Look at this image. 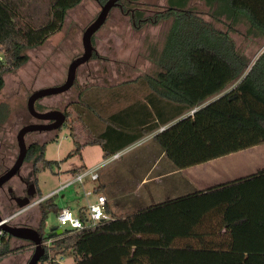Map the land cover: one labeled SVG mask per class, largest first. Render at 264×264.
<instances>
[{
    "label": "trees",
    "instance_id": "1",
    "mask_svg": "<svg viewBox=\"0 0 264 264\" xmlns=\"http://www.w3.org/2000/svg\"><path fill=\"white\" fill-rule=\"evenodd\" d=\"M82 1L0 0V90L4 75L30 60L27 50L61 31L69 11ZM198 1L203 8L193 0H166L150 15L123 2L134 30L171 20L162 49L151 50L155 69L140 79L136 91L148 94L136 101L126 95L122 103L114 93L110 98L118 103L103 97L107 92L101 87L80 91L69 103L73 111H63L66 122L75 120L72 114L85 122L89 135L75 141L69 156L80 155L86 145H100L107 158L171 122L154 139L178 169L264 144V50L251 65L232 35L264 42V0ZM98 57L95 52L91 59ZM46 146L38 140L28 144L26 160L36 181L43 167L59 165L46 159ZM207 190L119 215L107 204L113 219L94 227L86 224L87 207H82L78 215L85 227L66 228L61 235L54 233L59 226L47 228L49 214L58 215L62 208L55 195L48 196L38 204L37 229L46 248L38 264H64L55 258L67 251L74 254L72 264H264V168ZM221 202L238 207L223 212L227 240L214 241L205 237L212 230L200 228L201 208ZM14 240L6 232L0 235V260L20 251Z\"/></svg>",
    "mask_w": 264,
    "mask_h": 264
},
{
    "label": "rangeland",
    "instance_id": "2",
    "mask_svg": "<svg viewBox=\"0 0 264 264\" xmlns=\"http://www.w3.org/2000/svg\"><path fill=\"white\" fill-rule=\"evenodd\" d=\"M165 4L166 0H138L131 5L132 7L146 10L147 14L150 15L155 11L162 10ZM192 4L197 5L200 9L203 8L202 3L198 0H193ZM100 9L101 6L96 0H83L81 4L69 11L65 26L61 31L53 35L43 46L27 50L30 60L19 69L7 72L4 75L5 85L0 92V104L8 106L9 115L1 114L7 120L0 125V146L7 153L3 152L6 158L0 162V172L3 168H9L18 155L19 149L16 135L20 127L28 123L37 122L28 112V97L34 90L64 83L69 64L83 53V32L97 17ZM131 21L130 11L123 13L120 9L113 8L106 22L94 34V45L99 57L90 59L79 66L75 79L76 84L74 83L69 90L43 97L36 103V109L41 111L64 110V108L70 107V102L77 100L80 91L81 93L84 90L85 92L88 91L87 87L91 85L98 87L105 84L108 86L116 84L110 88H100L101 93L107 92L103 94V97L112 102L116 101L119 103L121 99V102L124 103L129 95H131L129 96L131 98L136 94L139 95V92L136 91L141 86L140 82L130 81L144 77L155 69L151 50L159 51L162 49L165 34L171 20L163 21L158 25L147 24L141 30H134L131 27ZM241 30H244L243 26H241ZM232 35L238 47L251 58L252 65L263 52L264 42L259 39L248 41L244 35L238 32ZM125 82L127 83L124 84ZM114 93L120 94L119 100L110 98L111 95L113 97L118 95H113ZM94 101L96 109L99 108L103 112L104 110L98 106L99 103L96 100ZM68 109L73 111L72 107ZM70 119V121L65 122L56 130L28 133L26 141L28 144L33 140L46 141V159L59 161V165H54L52 168L43 167L38 174L36 186L38 197H40V193L43 194V197L55 195V200L60 207L68 205L78 215L79 208L87 205L88 200H96L95 188L102 183L103 173L111 175L112 169L115 170L116 167H119L124 174L129 176V171H125V169L132 165L133 160L144 158L149 151H153V147L147 143L122 154L120 153L121 158L112 165L110 170L106 168L107 166L102 165L103 167L98 170L100 177L97 180H92L90 175H87L82 181H73L77 173H73L72 170L81 165L83 161L87 164V169H91L102 163L105 157L102 154L104 152L103 149L98 145L85 147L82 151L83 160L79 154L69 156L76 146L75 141L84 142L89 135L83 125L85 122L79 123L76 119V114H72ZM230 154H234V157H231L234 165L239 167L248 166L245 170L246 172H252L257 169V166L264 165V163L259 165L251 163L253 160L264 157V144ZM142 165L145 166V164ZM31 170L32 163L25 161L20 173L28 175ZM140 172L141 168L134 173L139 174ZM71 181L73 182L68 184ZM8 186L20 188L21 181L19 177H14L3 190H0V214L3 219L19 208L18 205H14L12 202L10 204L7 203L10 200L8 198ZM152 187L151 183L142 187L145 193L141 200L145 203L149 201L148 188ZM119 189L117 191L115 189L114 192V197L118 199L120 204V207H116L115 211L121 213L131 211L135 208V203L137 204V200H134L136 197L132 195L133 192H126V189L120 191ZM88 190L93 193L87 195ZM5 204H7L6 207ZM38 204L31 206L8 223L17 226H31L37 229L40 219ZM110 204L113 205V200ZM57 226H59L57 214L51 212L47 220V228L50 229ZM46 243L49 245L50 240ZM13 244L22 246L20 251L6 256L0 260V264H27L35 246L33 247L28 240L22 239L14 240ZM52 253L54 252L52 251ZM55 259L64 264H72L74 262V254L72 251H67L62 255H57Z\"/></svg>",
    "mask_w": 264,
    "mask_h": 264
},
{
    "label": "crops",
    "instance_id": "3",
    "mask_svg": "<svg viewBox=\"0 0 264 264\" xmlns=\"http://www.w3.org/2000/svg\"><path fill=\"white\" fill-rule=\"evenodd\" d=\"M140 79H142V77H139L138 79L130 82H140ZM126 83L127 82H125L124 84ZM115 85L116 84L114 85L110 84L108 86L105 84L98 87L110 88ZM88 87L94 88L97 86L91 85ZM147 94L148 93L146 92V90L143 89L142 92L139 93V95L136 94L133 97V100L135 101L136 99L143 100ZM172 123L174 122L161 126L159 129H156L155 131L149 133L148 135L144 136L143 138L139 139L138 141L132 143L125 149L118 152L122 154L131 149H135V147L137 146H141L147 143L151 144V146L153 147V151H149L146 155L144 154L145 155L144 158H141L139 160L137 158L133 160L132 165L127 169H125V171L126 170L129 171L130 174L129 176L124 174L119 167H116L115 170L112 169L113 172L111 173V175L103 173V181L99 187L95 188V192L97 189L98 193L106 195L107 204L114 214L119 215L125 213V212L121 213L115 211L116 207L117 208L120 207L118 199L114 197L115 189L116 191L117 189L120 188L119 189L120 191L126 189L127 190L126 192H130V193L133 192L132 195L136 197V199L134 200H137V204L135 203V208L132 210H138V209L146 208L150 205L169 202L176 198L194 194L199 191H202V193H200L201 195L208 194L209 193V191L207 190L208 188L221 185L225 182L234 179H238L242 176H245L247 174L253 173L259 169L264 168V165H261V166H257V169L256 170L254 169L252 172H246L245 170L248 167L247 165L241 167L234 165L232 161L234 154H227L209 160L207 162L199 163L184 169H178L165 156L162 148L154 139V136L158 132L165 129ZM87 146L89 145L84 146L83 149ZM82 151L80 154V158L83 160ZM102 154H104V152ZM119 158H121V156H119L116 159H112L110 157L105 158V160H103V162L99 163L97 166H99L100 168L103 166H107L106 168L110 170L112 165H114V163L118 161ZM251 163H256L255 165L264 163V157L258 160L257 159L253 160ZM142 164H145V166H143ZM76 168H80L79 169L80 171L83 169H87L88 166L85 163V161H83L82 164L77 166ZM140 168H141V172L139 174H135L134 172L139 170ZM150 183L152 184L153 187L148 188L149 201L145 203L144 201L141 200V198H143V195L145 193L143 192L142 187L149 185ZM112 200H113V205L110 204ZM93 201L88 200L87 205ZM87 205H85L84 207H87ZM206 206H208L209 208L207 209V211H206ZM236 207H238V205H232L223 202L218 204H213V203L204 204L202 206L201 209H205V210H203L204 213L200 214L201 218H203V224L202 226L200 225V228L202 229L208 228L210 231L211 230L213 231L212 234H208V236H205L207 239H212L214 241L227 240L229 232L227 231L225 225H222L221 223L223 212H225L227 209H235ZM81 208L82 207H80L79 210ZM109 214L112 216L111 213Z\"/></svg>",
    "mask_w": 264,
    "mask_h": 264
},
{
    "label": "water",
    "instance_id": "4",
    "mask_svg": "<svg viewBox=\"0 0 264 264\" xmlns=\"http://www.w3.org/2000/svg\"><path fill=\"white\" fill-rule=\"evenodd\" d=\"M118 1L119 0H107L105 3H103L97 17L84 30L82 35L83 53L73 59L69 64L66 80L64 83L37 89L30 95L28 100V110L34 118L41 120L42 122L26 124L18 131V155L14 163L0 175V188L3 187V185L11 180L15 175L21 172V168L25 162L28 152L26 135L36 131L42 132L56 130L66 122L67 117L63 110L52 109L49 111H38L35 107V103L40 98L63 93L74 85L77 69L82 64L88 62L96 52V47L93 44L92 39L93 35L106 22L111 9L118 3ZM17 203L18 207H24L29 205L31 201L30 199H26L24 201H18ZM2 221L3 217L0 214V222ZM0 228L13 237L32 242L35 246V249L27 264L39 263L41 257L45 254L46 248L44 246L43 236L40 234L38 229L31 226H17L8 222H2L0 224ZM54 233L61 235L63 233V229L58 228Z\"/></svg>",
    "mask_w": 264,
    "mask_h": 264
},
{
    "label": "built area",
    "instance_id": "5",
    "mask_svg": "<svg viewBox=\"0 0 264 264\" xmlns=\"http://www.w3.org/2000/svg\"><path fill=\"white\" fill-rule=\"evenodd\" d=\"M194 112V110L192 111ZM120 156V153H115L110 156L112 159H116ZM99 166L93 167L91 169H83L79 172H76V176L73 181H82L83 178L87 175H90L92 180L99 179ZM73 181L69 182L68 184L72 183ZM66 184V185H68ZM65 185V186H66ZM93 192L91 190L87 191V195H91ZM96 200L93 202H90L87 205V223L89 226H97L98 224L113 219L112 216L106 212V205H107V197L104 194L95 192ZM48 197V196H47ZM47 197H41L37 198L34 201H32L29 205L24 207H19L17 211L9 215L8 217H5L2 222H9L15 217H18L23 212H25L28 208L31 206H34L35 204H38L42 200H44ZM58 225L63 230L68 228L72 230H82L85 227V223L81 219V217L73 212V210L69 206H64L61 208L57 215ZM0 222V224L2 223ZM5 231L0 228V235H4Z\"/></svg>",
    "mask_w": 264,
    "mask_h": 264
},
{
    "label": "flooded vegetation",
    "instance_id": "6",
    "mask_svg": "<svg viewBox=\"0 0 264 264\" xmlns=\"http://www.w3.org/2000/svg\"><path fill=\"white\" fill-rule=\"evenodd\" d=\"M97 2H99V4H100V6L103 4H101L100 3V0H96ZM107 1V0H106ZM105 1V2H106ZM104 2V3H105ZM123 2H126V3H135L136 2V0H119L118 1V3L113 7V8H118V9H120L121 11L123 10ZM112 8V9H113ZM132 8V7H131ZM111 9V10H112ZM128 11H130V10H128ZM127 11V12H128ZM111 12V11H110ZM123 13H124V11H122ZM148 13V12H147ZM6 75V74H5ZM5 85V84H4ZM4 88V87H3ZM3 88H2V90H3ZM2 90H0V92L2 91ZM35 91V90H34ZM33 91V92H34ZM32 92V93H33ZM31 93V94H32ZM30 94V95H31ZM30 97V96H29ZM29 97H28V100H29ZM40 99H42V98H40ZM40 99H38V100H40ZM28 100H27V109H28ZM38 100L36 101V103L38 102ZM36 103H35V107H36ZM0 105H3V106H0L1 107V109H0V125H2V123H4L7 119L5 118V117H2L1 116V114H3V113H5L6 114V116H8L9 114V108H8V106H6V104H0ZM38 111H41L40 109L38 110ZM28 112H29V110H28ZM30 113V112H29ZM31 115V114H30ZM34 118V117H33ZM34 120L36 121L37 120V122H34V123H38V122H42L41 120H38V119H36V118H34ZM28 124H30V123H28ZM26 125V124H25ZM24 126V125H23ZM23 126H21L20 127V129L23 127ZM19 129V130H20ZM18 130V131H19ZM18 134V133H17ZM27 136V135H26ZM34 141V140H33ZM16 142H17V135H16ZM5 151V153H7V151L5 150V149H3V148H1V146H0V162L1 161H4V159L6 158L5 156H4V154H3V152ZM25 161H27L26 159H25ZM8 169V167H6V168H3L2 169V171L0 172V175L2 174V173H4L6 170ZM16 176H18L19 177V179H20V181H21V187L20 188H15V187H7V191H8V194H9V202L7 201V203H9L10 204V202H12L14 205H18V201H24V200H26V199H30V201L32 202V201H34L35 199H37V197H38V191H37V188H36V186H37V182L38 181H36V178H35V176H34V174L32 173V170H31V173L30 174H28V175H25V174H21V173H19V174H17V175H15L14 177H16ZM13 177V178H14ZM12 178V179H13ZM11 179V180H12ZM11 180H9L7 183H5L4 185H3V187H1L0 188V190H3L6 186H7V184L11 181ZM38 198H41V197H38ZM7 206V204H5V207Z\"/></svg>",
    "mask_w": 264,
    "mask_h": 264
}]
</instances>
